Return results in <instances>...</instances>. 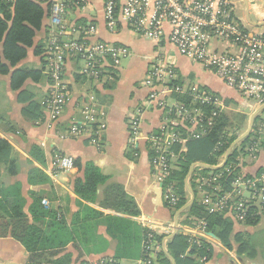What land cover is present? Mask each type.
I'll use <instances>...</instances> for the list:
<instances>
[{"label": "crops", "instance_id": "obj_1", "mask_svg": "<svg viewBox=\"0 0 264 264\" xmlns=\"http://www.w3.org/2000/svg\"><path fill=\"white\" fill-rule=\"evenodd\" d=\"M233 2L237 20L249 30L264 33V0ZM102 7V0H93L89 8L73 9L71 20L82 23L95 19L99 38L128 47L132 56L123 62L116 80L106 84L86 79L81 74L82 62L77 59L68 61L64 77L71 100L53 128L46 125V120L34 121L31 113L26 116L24 111L30 101H21V94L25 91L30 99L32 97L31 102L42 106L48 94L49 80L43 72L44 57L36 53L46 37V15L33 47L16 67L40 72L39 80H28L21 91L15 92L10 86L11 75H0V139L11 147L10 159L0 163V191L9 190L11 202H20L22 212L42 233L46 232L49 222L63 224L54 230L53 237L58 244L66 245L64 252L51 257L47 251L45 255L46 260L55 263L65 257H69L68 264H85L102 257H113L119 264H140L146 233L144 222H149L156 229L155 234L162 239L161 245L166 238L163 228L174 223L177 211L165 204L164 188L155 179L151 168L153 152L145 143V135L161 126L162 112L152 109L145 113L139 145L137 149L129 146L128 120L148 94L143 82L150 61L161 58L165 64L175 68L182 83L199 84L219 95L230 106L226 113L237 117L236 129L231 131L237 139L248 131L252 116L262 108L256 102H243L237 91L226 86L212 72L180 56L178 50L166 41L157 45L121 26L114 33L109 32L103 20ZM90 96H94L99 110L104 112L107 125L98 146L91 143L89 135L68 136L69 126L82 122L81 105ZM43 112L46 117L44 109ZM238 123H241L240 127ZM253 131L260 135L263 147L258 158L248 157L240 161L241 172L245 174H256L264 166V111L257 116ZM55 156L72 157L75 166L70 172L53 179L51 169ZM224 161L218 160L215 166H221ZM88 163L107 177L92 200L83 199L75 192L76 183L85 180ZM0 201L3 203L0 205L1 217L11 220L13 209L4 207L1 196ZM183 220L180 219L182 233L188 227L182 225ZM230 221L233 222L230 246L216 234H205L203 240L211 244L212 253L208 260L205 258L199 264H264L263 243L253 246L249 241L260 232V228L264 229V220H260L262 222L257 226ZM159 255L156 264H159ZM29 257L27 249L13 237H0V264H28Z\"/></svg>", "mask_w": 264, "mask_h": 264}, {"label": "built area", "instance_id": "obj_2", "mask_svg": "<svg viewBox=\"0 0 264 264\" xmlns=\"http://www.w3.org/2000/svg\"><path fill=\"white\" fill-rule=\"evenodd\" d=\"M102 1V16L109 32L114 33L121 26L157 45L166 41L180 56L212 72L239 94L258 98L264 106V33L249 30L237 20L233 0ZM12 2L14 0H0V3ZM40 2L49 9L43 54L49 90L42 106L46 125L53 128L71 100L64 77L68 61L82 62L81 74L86 79L106 84L116 80L119 68L132 52L124 45L99 38L95 19L82 23L71 20L73 9L89 8L93 0ZM143 83L148 94L129 117V146L137 149L139 145L145 113L152 109L162 112L161 126L145 135V143L153 152L151 168L157 182L163 185L165 204L175 210L179 197L170 177L178 169L177 147L181 145L185 149L188 142L209 136L226 110L224 101L199 84L182 83L175 68L161 58L150 61ZM88 98L81 105L82 122L73 125L68 136L89 135L91 143L98 146L107 128L105 114L99 110L94 96ZM223 145L220 143L215 151L220 152ZM252 148L249 151L255 159L259 147ZM74 166L72 157L55 156L52 178L70 172ZM231 168L225 167L220 173L207 176L200 174L203 178L199 180V190L213 192V195L205 193L203 206L211 214L223 213L235 223L258 221L264 212V166L257 174L240 172L241 176L234 177L225 188L224 181L230 177ZM236 196L241 199L234 201ZM44 204L48 205L45 201ZM144 224L146 235L140 264H155L163 244L155 234L156 229L149 222ZM162 232L166 238L171 236L174 223L164 227ZM183 233L189 237L191 245L205 239L204 235L208 234L206 221L194 219V224ZM85 264L119 263L113 257H102Z\"/></svg>", "mask_w": 264, "mask_h": 264}, {"label": "trees", "instance_id": "obj_3", "mask_svg": "<svg viewBox=\"0 0 264 264\" xmlns=\"http://www.w3.org/2000/svg\"><path fill=\"white\" fill-rule=\"evenodd\" d=\"M48 14L49 9L43 6L40 0H14V2L8 4L0 3V75H11L10 86L15 92L21 91L28 80L38 81L41 76L40 72L29 69H16V67L26 59L28 50L34 45L36 33L43 28L45 15L48 17ZM44 40L43 46L40 45L36 50L37 55H43L45 52ZM21 96L22 102L27 103L30 101V105L24 111L25 115L27 116V114L31 113L34 116L32 117L34 121H45L43 106L37 105L34 101L31 102L32 97L30 99L25 91L22 92ZM230 119L227 115H223L216 122L209 136L188 142L185 150L181 145L177 147L176 153L179 154L178 169L170 177V181L177 188L179 197L175 209H181L188 202L185 180L189 174L190 167L197 162H203L211 166L217 165L219 157L226 153L237 140L236 136L232 135V137H229L227 134L231 133L232 129H236L235 119L233 118V123ZM259 120L260 118L257 122ZM240 124L238 123V127H240ZM254 136L255 131L241 143V146H237L232 152L227 164V168L232 167L230 176H236L241 172L242 168L238 157L243 154L245 147ZM220 143L225 144L220 152H216L215 149ZM182 150L184 152H181ZM10 154L11 147L9 143L0 139V163L7 162L10 159ZM217 173L220 172H212L201 168L195 170L190 183L196 197L197 190L194 182L199 174L207 176ZM106 181L107 177L92 163H88L85 166V180L76 183L75 192L83 199L92 200L97 195L98 187ZM0 196L4 202V207L13 209V218L11 220H5L0 214V237L11 236L20 242L30 254L28 264H68L69 257H65L56 263L45 259L47 251H49L51 257L58 256L64 252L66 245L58 244L57 239L53 237L55 234L54 230L63 224L57 221L49 222L46 232L42 233L30 223L27 216L22 212L21 203L16 200L15 203L11 202L9 190L0 191ZM1 204H3L2 201H0ZM3 209L5 210V208ZM182 217L184 218L182 225L185 226H192L194 219L205 220L208 233L216 234L224 244L230 246L229 238L233 222L224 215L220 213L211 214L196 199ZM253 223L254 221H248V225H254ZM55 246L58 247L54 252ZM167 250L175 260V264H199V261L203 258L209 259L212 253V246L203 239L191 245L189 237L180 232L173 240L168 242ZM243 250L244 246L241 248V251ZM158 259L159 264H172L164 252L160 253Z\"/></svg>", "mask_w": 264, "mask_h": 264}, {"label": "rangeland", "instance_id": "obj_4", "mask_svg": "<svg viewBox=\"0 0 264 264\" xmlns=\"http://www.w3.org/2000/svg\"><path fill=\"white\" fill-rule=\"evenodd\" d=\"M46 75V74H45ZM46 77H47V75H46ZM241 95V94H240ZM241 98H242V101L243 102H256V104H259L260 105V101H259V99L258 98H255V97H246V96H244V95H241ZM169 105H172V101L171 102H169ZM224 105H225V111H224V113H223V115H227L229 118H231L230 120L232 121V123H233V120L234 119H236L237 117H236V115L235 116H232V117H230V115H229V113L227 112L226 113V111H227V109L228 108H230V106L228 105V104H226L225 102H224ZM43 109H44V107H43ZM234 118V119H233ZM237 120H239V118L237 119ZM235 123L234 124H236V120L234 121ZM70 126H69V128H68V131L70 130ZM254 130V129H253ZM228 135H229V137H232V133H227ZM253 134V133H252ZM256 136V137H255ZM255 136L252 138V140H251V142L245 147V149H244V152H243V154L240 156V157H238V161H245L248 157L249 158H251L252 156H251V154L253 153V152H250L249 150L250 149H253L252 147L253 146H258L259 148L257 149V151H259L257 154H254V156H255V158H258V156H259V153L261 152L260 151V148L261 147H263V145H261V143L263 144V141L260 139V135H256L255 134ZM260 143V144H259ZM225 144V143H224ZM261 145V146H260ZM224 146V145H223ZM239 146H241V144L239 145ZM229 150V149H228ZM228 150H227V152H228ZM227 152L226 153H224L222 156H220L219 157V159L218 160H220L221 161V163L223 162V160H225V157H226V154H227ZM255 152V151H254ZM225 155V156H224ZM244 158V159H243ZM228 164V163H227ZM227 164H226V166L225 167H227ZM218 165V164H217ZM220 165V164H219ZM222 165V164H221ZM215 167H217V166H215ZM224 167V168H225ZM263 167V166H262ZM262 167L259 169V171L257 172V173H259L261 170H262ZM223 168V169H224ZM223 169H221V170H223ZM256 173V174H257ZM199 176H200V174H199ZM197 177L196 179H195V185H196V190H197V198L199 199L198 201H199V203L201 204V205H203L202 204V201L204 200V195H205V193H210L211 195H213V192H211L210 190H208V189H205L204 191H201V190H199V188H198V183H199V180L201 179V178H203V177ZM236 176H241V175H236ZM236 176H230V177H228L225 181H224V187L226 188L229 184H231L232 183V181L234 180L233 178L234 177H236ZM239 180V179H238ZM190 186H191V183H190ZM192 188V187H191ZM187 190V189H186ZM246 196H248V195H246ZM237 198L234 200V201H239L241 198V196H236ZM187 198H188V201L190 200V194L188 193V191H187ZM166 206L168 207V205L166 204ZM174 211H178L177 209H175ZM222 215H224L225 217H226V215L225 214H223L222 213ZM181 218H183L182 216L180 217V219ZM258 222L257 221H254V223L253 224H255V226H257L260 222H262V221H260V220H264V212H263V214L258 218ZM197 220H195V222H196ZM251 221V220H250ZM255 222H257V223H255ZM240 224H248V222L246 221V222H239ZM264 226V225H263ZM180 233V232H179ZM145 235H146V233H145ZM249 241H250V243L253 245V246H256V245H258L257 243H259V242H262L263 243V247H264V229H263V227L262 228H260V232L259 233H257L254 237H251L250 239H249ZM190 250V249H189ZM263 251H264V249H263ZM161 252H163V250L162 251H160L159 252V254L161 253ZM189 252V251H188ZM188 254V253H187ZM205 258H203L202 259V261H205L204 260ZM155 264H156V262H155Z\"/></svg>", "mask_w": 264, "mask_h": 264}, {"label": "water", "instance_id": "obj_5", "mask_svg": "<svg viewBox=\"0 0 264 264\" xmlns=\"http://www.w3.org/2000/svg\"><path fill=\"white\" fill-rule=\"evenodd\" d=\"M264 111V106H262V108H260L259 110H257L255 112V114L252 116L251 120H250V125H249V129L246 133H244L242 136H240L233 144L232 146L229 148L226 157H225V161L221 166L218 167H212V166H208L206 164H202V163H194L189 170V174L185 180V185H186V189L188 191V193L190 194V200L187 202V204L185 206H183L181 209H179L174 217V232L172 233L171 236L165 238L164 242H163V252L167 255V257L171 260L172 264H175V260L171 257V255L169 254L168 250H167V243L171 240H173L180 232V217L190 209V207L194 204L195 202V193L192 190L191 186H190V180L191 177L194 173V171L196 170V168H205L207 170L210 171H220L221 169H223L226 164L228 163L230 157L232 156V152L234 150V148H236L237 146H239L242 142H244L247 138H249L252 133H253V129H254V125H255V120L257 118V116H259L262 112ZM163 186V185H161Z\"/></svg>", "mask_w": 264, "mask_h": 264}]
</instances>
